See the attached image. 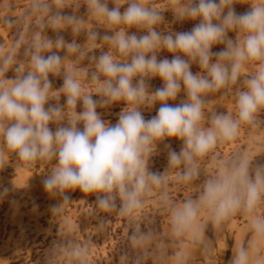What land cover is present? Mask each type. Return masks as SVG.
<instances>
[{"label": "clouds", "instance_id": "clouds-1", "mask_svg": "<svg viewBox=\"0 0 264 264\" xmlns=\"http://www.w3.org/2000/svg\"><path fill=\"white\" fill-rule=\"evenodd\" d=\"M169 2L177 21L199 22L189 31L165 33L159 30L165 18L155 0H88L90 13L109 29L103 34L87 32L90 43L103 41L109 48L89 57L95 66L90 74L94 90L89 91L82 84L80 70L65 68L67 54H60L63 50L84 58L82 46L75 40L67 42L60 34L66 26L79 34L82 19L53 11L46 0H33L40 30L28 42L20 36L7 53L0 50V166L5 162L4 149L26 163L54 160L51 173L43 180L45 191L55 195L78 189L102 194L97 195V202L106 210L116 207L119 197L123 202L120 210L130 212L142 206L141 196L153 184L161 183V175L148 167L157 142L182 141L179 152L166 145L171 149L168 159L174 167L183 165L181 178L190 180L199 174V158L219 142L235 139L241 124L255 126L264 111V0ZM236 3L249 5L248 10L238 13ZM124 5L127 7L121 11ZM131 28L143 34L130 33ZM49 29L56 32L54 38L45 34ZM22 45L27 70L18 66L17 74L8 78L5 72L16 63ZM217 45L223 47L214 52ZM161 50L171 53L172 59L158 60ZM193 64L201 71L193 73ZM249 65L254 70L246 74ZM61 74L60 91L66 100L51 103L55 94L49 77ZM155 77L163 86L150 91L148 81ZM238 82L235 118L230 113H213L206 127V96ZM181 91L186 99L168 103ZM121 101L126 107L115 124L102 119L98 108ZM78 102L83 106L79 113L75 111ZM157 102L156 115L146 119L143 106ZM50 124L56 125L54 131ZM8 191L3 188L0 196ZM262 199L264 164L253 169L247 157H240L209 178L197 199L171 206L173 229L177 235L193 228L199 232L195 222L201 207L209 208L211 218L218 222L241 207L254 212ZM52 210L58 208L53 205ZM251 226L257 235H264V216H254ZM249 244L255 246L254 241ZM230 264H264V258L252 261L248 248L241 246Z\"/></svg>", "mask_w": 264, "mask_h": 264}, {"label": "rangeland", "instance_id": "rangeland-1", "mask_svg": "<svg viewBox=\"0 0 264 264\" xmlns=\"http://www.w3.org/2000/svg\"><path fill=\"white\" fill-rule=\"evenodd\" d=\"M33 0H0V50L7 53L15 41L23 36L25 42L32 39L33 34L39 31L37 16L32 7ZM52 5L53 11H60L66 15H75L81 18L83 23L79 34H74L70 27L60 30L67 42L75 40L85 50L84 58H78L77 54H67L64 67H76L80 70L82 84L89 91L94 90L90 80V74L95 70L94 62L90 56H98L101 52L109 51L103 41L90 43L87 32L99 31L101 34L109 31L108 26L94 17L88 9V0H46ZM161 6L164 22L159 26L163 32L189 31L199 21H177L172 11L169 0H155ZM114 5L110 2L109 7ZM127 5L121 8V11ZM238 13L248 10L249 5L236 3L234 5ZM11 20L10 24L8 21ZM129 32L143 34L135 28ZM48 36L55 37L54 30H47ZM234 38V33H229ZM223 45H217L213 51H220ZM172 59V54L166 50L158 53V60ZM27 70L28 57L24 55L22 45L16 52V63L6 72L5 76L13 77L17 73L16 67ZM247 73L254 69L247 66ZM191 71L197 73L200 70L196 64ZM53 82V93L50 101L55 104H64L66 97L60 91L63 84V75L50 76ZM150 91L163 86L159 77L148 81ZM240 87L239 82L229 89H221L218 92L209 93L206 96L204 125L209 126V119L213 113L232 114L235 118V90ZM94 99H99L93 94ZM186 99L183 91L175 101L170 104L180 103ZM126 107L121 101L108 108H98L102 119L115 124L118 113ZM159 102L152 106H143L142 112L146 119L155 116ZM83 110L82 103L77 104L76 112ZM65 114L69 110L65 108ZM66 123V121H63ZM53 131L55 124L49 125ZM81 129L83 124L78 125ZM179 152L182 141L171 138L157 142L149 158V170L161 175V183L153 184L148 191L141 196L142 206L122 212V200L118 197L114 202L116 207L102 209L97 202L98 193H85L80 190H69L66 193L53 195L45 191L43 180L51 173L55 161L36 160L31 163L22 161L15 153L6 152L5 162L0 166V191L8 188L9 191L0 196V264H174L167 263L171 259H165V251L160 250L159 243H169L170 238H175L172 225V205H182L187 199H197L203 191L205 182L230 166L231 162L240 157H247L251 167L264 164V111L259 114L255 126L241 124L235 139L222 141L206 156L198 159L199 174L190 180L181 178L184 166L174 167L169 163L168 152L171 150L166 145ZM3 147L0 142V148ZM64 196L68 199L65 200ZM55 205L58 211H53ZM254 216H264V199L254 212L246 211L243 207L231 213L225 218L241 220L246 218L251 222ZM205 218H211L209 208L201 207L197 219L202 225V233L207 235L212 243H215L214 226L207 224ZM232 224H238L233 222ZM192 230V229H191ZM190 230V231H191ZM185 231L182 234L188 239ZM195 234V233H194ZM135 235L137 240H133ZM194 236V235H193ZM257 238V237H256ZM184 240L183 238H181ZM187 241L191 245L200 246L194 239ZM248 238L243 246L247 248ZM232 247V240H228ZM255 245L264 246V235L260 236ZM167 248V247H166ZM79 249V253L77 252ZM159 255V253H161ZM170 255H175L171 252ZM216 264H228L229 250L225 256H208ZM173 262V261H172Z\"/></svg>", "mask_w": 264, "mask_h": 264}, {"label": "crops", "instance_id": "crops-1", "mask_svg": "<svg viewBox=\"0 0 264 264\" xmlns=\"http://www.w3.org/2000/svg\"><path fill=\"white\" fill-rule=\"evenodd\" d=\"M204 221H206L207 224L214 226L215 243H212L209 237L202 233L203 223L199 219H196L195 224L200 228V231L197 232L195 228H193L191 231L187 230L195 233H187V236L190 238L191 235H194L196 237L194 242L201 245L202 247L189 244L184 240L190 241L191 238L188 239L183 234L177 235L175 231H173L175 238H170L171 242L158 244L160 247L159 249L165 251L164 258L171 259V261H168L167 263L216 264L218 260L216 256H225L226 252L229 250L228 264H230L232 256L236 253L239 247L243 246V243L247 238V248L251 260L255 261L257 258H264V246L258 247V245H255V249L252 251V246L249 244V242L253 241L252 239H254L255 236L259 240L261 235H257L255 233L251 226V222L246 218H242L241 220L223 218L218 222L214 221L212 218H205ZM236 221L238 224H232ZM227 239L233 241L232 247H229ZM171 252H175V255H170ZM161 254L162 252L159 253V255ZM208 256L215 257L216 260L211 261Z\"/></svg>", "mask_w": 264, "mask_h": 264}, {"label": "bare ground", "instance_id": "bare-ground-1", "mask_svg": "<svg viewBox=\"0 0 264 264\" xmlns=\"http://www.w3.org/2000/svg\"><path fill=\"white\" fill-rule=\"evenodd\" d=\"M255 237H256V236H255ZM255 237H254V239H252V240H253L255 243H258L259 240H258V238H255ZM190 238H191V239H195L196 237L193 236V235H191ZM237 241H238V239H237ZM254 247H255V246H254ZM254 247L252 246V251L255 249Z\"/></svg>", "mask_w": 264, "mask_h": 264}]
</instances>
